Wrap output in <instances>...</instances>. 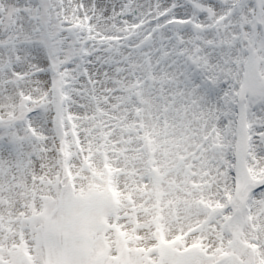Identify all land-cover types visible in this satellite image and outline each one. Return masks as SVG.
Here are the masks:
<instances>
[{"label": "snow or ice", "instance_id": "6c2138e0", "mask_svg": "<svg viewBox=\"0 0 264 264\" xmlns=\"http://www.w3.org/2000/svg\"><path fill=\"white\" fill-rule=\"evenodd\" d=\"M0 264H264V0H0Z\"/></svg>", "mask_w": 264, "mask_h": 264}]
</instances>
